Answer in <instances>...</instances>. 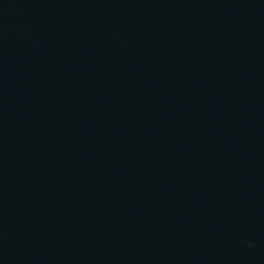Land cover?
<instances>
[{
    "label": "water",
    "instance_id": "obj_1",
    "mask_svg": "<svg viewBox=\"0 0 264 264\" xmlns=\"http://www.w3.org/2000/svg\"><path fill=\"white\" fill-rule=\"evenodd\" d=\"M0 264H264V0H0Z\"/></svg>",
    "mask_w": 264,
    "mask_h": 264
}]
</instances>
